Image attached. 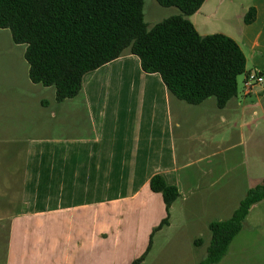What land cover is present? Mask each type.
I'll list each match as a JSON object with an SVG mask.
<instances>
[{"label": "crops", "instance_id": "obj_1", "mask_svg": "<svg viewBox=\"0 0 264 264\" xmlns=\"http://www.w3.org/2000/svg\"><path fill=\"white\" fill-rule=\"evenodd\" d=\"M250 6L255 18L245 23ZM188 19L201 35L234 39L247 73L264 76V0H204ZM244 76L241 91L222 108L209 97L198 104L178 99L132 53L86 72L73 98L57 101L53 86L41 87L52 90L49 99L38 94L43 89L23 87L20 97L40 104L34 116L20 104V114L38 118L44 130L16 136L0 155L10 167L0 187L3 264H130L151 238L144 264L154 234L163 232L206 251L209 222L229 217L264 178V84L245 93ZM202 110L218 136L200 135L196 153L185 142L178 148L177 137L188 135L187 122ZM155 173L176 185L179 196L167 223L154 231L166 216L161 194L148 186ZM217 264H264V197L250 206Z\"/></svg>", "mask_w": 264, "mask_h": 264}, {"label": "trees", "instance_id": "obj_2", "mask_svg": "<svg viewBox=\"0 0 264 264\" xmlns=\"http://www.w3.org/2000/svg\"><path fill=\"white\" fill-rule=\"evenodd\" d=\"M175 6L171 14L147 27L143 0H0V28L12 41L24 44L23 57L31 82L53 86L55 99L76 96L83 75L124 54H135L146 72L160 74L168 91L189 104L214 97L222 108L237 94V78L246 74V57L239 44L222 33L201 35L188 16L204 0H156ZM250 6L243 21L255 18ZM161 194L166 216L154 228L167 223L169 207L178 198L176 185L161 173L148 182ZM264 197V178L249 187L231 215L208 224L209 244L199 264H217L241 230L250 206ZM144 253L130 264H140ZM195 246L201 240L194 242Z\"/></svg>", "mask_w": 264, "mask_h": 264}, {"label": "rangeland", "instance_id": "obj_3", "mask_svg": "<svg viewBox=\"0 0 264 264\" xmlns=\"http://www.w3.org/2000/svg\"><path fill=\"white\" fill-rule=\"evenodd\" d=\"M176 11L179 10L175 6H162L156 0H143L144 20L148 28L155 22L171 14H175ZM24 46V44H16L12 41L8 29L0 28V155L13 147L12 143L13 140H17L16 136L38 134L44 130L38 127V118L29 120L27 117L24 118L22 114H20L18 105L23 104L28 110V113L34 116L35 105L40 104V102H36V97L34 98V96L27 97L26 100H23L25 97H20L23 87H27L28 89H43L38 94H41L47 99H49L52 94V90L41 88L43 87L42 84L33 83L29 80L27 62L23 57ZM247 66L250 68L251 64L248 63ZM242 78L243 74H240L237 78L238 93L242 88ZM50 88L53 89L52 86ZM209 98L215 99L212 96ZM69 101H78V98ZM206 114L209 113H205L203 110L202 112L198 111L192 116L191 121L187 122L189 125L187 128L188 135H184V137L180 136V141L178 140L179 137H177L178 148L181 147V142H185L187 144H192L194 148L193 152L196 153L199 147L198 137L200 135L218 136L219 131L206 127V124L209 123L207 119H205ZM259 114H262L261 111H259ZM261 121L264 122L262 119ZM213 125H215V123ZM59 129V124L55 123L53 129L55 134H58ZM20 145L22 146V144ZM263 150L264 145L261 143L260 152ZM6 166L8 167V165L4 164L3 160L0 159L1 188H4L7 181L6 175H2L6 170ZM178 236L179 235L173 234L172 236L170 235L169 238H165L164 232L155 233L151 257H149L144 264H198L199 261L205 257L206 251H193L189 241ZM6 240L7 227L6 225H0V264L4 263Z\"/></svg>", "mask_w": 264, "mask_h": 264}, {"label": "built area", "instance_id": "obj_4", "mask_svg": "<svg viewBox=\"0 0 264 264\" xmlns=\"http://www.w3.org/2000/svg\"><path fill=\"white\" fill-rule=\"evenodd\" d=\"M256 84H264V76L256 71H250L245 74L243 79V91L251 92Z\"/></svg>", "mask_w": 264, "mask_h": 264}]
</instances>
